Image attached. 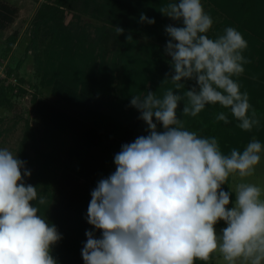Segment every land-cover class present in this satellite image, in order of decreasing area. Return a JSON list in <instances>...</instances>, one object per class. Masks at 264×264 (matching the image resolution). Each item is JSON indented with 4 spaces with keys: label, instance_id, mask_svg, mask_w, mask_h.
<instances>
[{
    "label": "clouds",
    "instance_id": "clouds-1",
    "mask_svg": "<svg viewBox=\"0 0 264 264\" xmlns=\"http://www.w3.org/2000/svg\"><path fill=\"white\" fill-rule=\"evenodd\" d=\"M160 12L180 24L165 27L171 72L161 83L170 80L176 91L131 97L147 135L123 144L115 172L91 191L86 219L101 236L85 232L84 264H196L214 253L225 264H264V188L243 179L255 174L264 145L252 139L226 155L217 138L187 130L177 114L181 102L183 115L191 117L218 104L240 129L259 126L248 92L234 79L251 63L243 55L248 42L233 27L210 38L213 19L201 0H171ZM139 19L156 22L144 13ZM187 81L194 83L181 93ZM216 120L230 123L226 112ZM25 164L0 148V264H58L52 248L62 235L38 214L34 202L44 205L47 198L25 182L31 176ZM234 174L242 179L233 195L223 186ZM221 221L226 227L218 233Z\"/></svg>",
    "mask_w": 264,
    "mask_h": 264
},
{
    "label": "trees",
    "instance_id": "trees-1",
    "mask_svg": "<svg viewBox=\"0 0 264 264\" xmlns=\"http://www.w3.org/2000/svg\"><path fill=\"white\" fill-rule=\"evenodd\" d=\"M88 0H44L37 8L31 27L34 44H40L39 37L48 39L49 45H55L60 42V38H67L70 31L66 28L64 23L65 11L67 9L82 10ZM217 6L229 18H234L238 23L256 25L259 27L251 28V35L248 39V48L244 50L243 55L251 60V63L245 64V71L239 77H234L241 85V91H247L249 94V102L255 109L257 117L260 120L258 127H254L251 131H244L237 127L238 121L231 116L228 109L222 108L220 105H206L195 117L184 116L182 113L183 102H181L178 109V116L184 121L185 128L189 131H195L202 137H215L221 151L224 154H229L231 149L235 148L242 151L245 142L250 141L253 137L260 142H264V42H261L260 47L255 43L259 38H264V0H213ZM165 0H103L102 5L105 6L107 14H104L103 6L99 7L100 15L105 16L110 22L106 28L102 30L100 38L97 43L101 52V67L99 72L108 69V63L104 60V53L106 48L112 43L114 52L110 62L113 61L116 69H119L121 75L119 76L120 84L118 86L119 95L116 102L109 106L106 111V116L111 117L117 124L123 125L126 123L127 128L131 129L133 125L139 128L140 131L137 136L147 135L146 124L139 119L140 113L134 107L125 108V103H129L133 95H144L146 91L151 90L157 95H162L168 88H175L169 80L167 83L161 84L166 76L162 74L165 70L164 62L156 68H152L151 62L155 57L151 56L149 50L152 48L140 47L126 40L129 35L126 31L118 35L116 26L124 29H129L131 22L138 21L140 26L139 31L143 33H150V38L157 41L167 42L168 36L165 32L166 22L163 19V14L160 9L164 7ZM211 14L215 10H210ZM12 10L7 4L0 2V28H3L9 21H11ZM144 13L148 18H154L155 24L149 25L140 22V14ZM136 23V22H135ZM244 24V25H245ZM232 20L227 21V27L234 26ZM240 33L243 31L240 28H235ZM243 35V32H242ZM243 37H245L243 35ZM42 41V40H41ZM87 41V37L83 38ZM54 49L52 50V52ZM51 52V53H52ZM123 58V59H121ZM121 59V60H120ZM47 61V60H46ZM48 63V62H47ZM51 66L53 63L50 64ZM112 65V62H111ZM62 66L63 74L61 79H58L54 73L50 75L48 72L44 74L49 75V82H54V90L57 94H68L69 97H75L77 86L74 82L68 80V76L75 73L77 66L74 64V70H69ZM54 68V67H53ZM159 69L157 75L154 74L156 69ZM68 71L71 73H68ZM193 81L185 82V88L180 92L186 91L191 87ZM12 88L4 84H0V104L8 101ZM20 93L25 90L19 88ZM92 94H83L76 97L77 103L82 105V111L85 113L94 114V117L102 115L101 108L103 102L108 105L103 98L91 96ZM94 95V94H93ZM127 101V102H125ZM75 103V102H72ZM70 103V104H72ZM32 104L35 113L41 117L45 127L50 130H63V128L72 126L77 120L73 118L70 111L60 108L44 99L32 97ZM219 112H226L229 115L230 123L225 124L223 121H217L216 116ZM88 118V117H87ZM99 122L96 118L92 122L87 123L80 119L77 124L81 129H84L82 135L89 139L96 135L97 127L95 125ZM125 125V126H126ZM114 126H117L114 124ZM158 129L162 127L158 125ZM135 137H132L130 143ZM100 140V138H99ZM91 147H83V159L78 168L72 173L66 172L63 174L62 183L57 185L52 190L50 202L48 205L50 211H44V218L49 223L57 227L58 232L62 235V239L53 246L52 255L58 261V264H84L81 250L86 243V231H93L95 236L99 238L101 232L94 229V227L87 223V208L91 200V191L97 186V183L102 178H107L110 174L115 172L116 165L114 163V156L110 149V143L103 145L100 142H90ZM121 150V146L117 145L110 150ZM232 175H230L228 182L223 186L225 191H229V184ZM234 195V193H233ZM234 199V196L232 197ZM46 214V215H45ZM219 222L217 226L223 224ZM216 253L208 262L196 261V264H214Z\"/></svg>",
    "mask_w": 264,
    "mask_h": 264
},
{
    "label": "rangeland",
    "instance_id": "rangeland-1",
    "mask_svg": "<svg viewBox=\"0 0 264 264\" xmlns=\"http://www.w3.org/2000/svg\"><path fill=\"white\" fill-rule=\"evenodd\" d=\"M43 1L0 0L13 11L11 21L0 28V84L12 88L8 93L10 94L8 101L0 104V148H8L13 154H17L19 159L26 161L25 167L30 170L31 176L26 177L25 182L37 186L38 197L43 195L47 198V203L44 205H40L38 201L34 202L40 210L38 214L44 217V211H50L49 195L57 183H62L64 173H72L78 168L83 159L82 154L86 151L82 150L83 147H86L87 144L88 148L91 147L90 142L92 141L100 142L103 145L110 143V146L108 145L110 150L115 145L119 148L123 144L130 143L132 137L136 138L140 127L136 128L133 125L131 129H128L126 123L117 124L114 119L106 116L109 106H112L118 99L121 72L116 69L113 61H111L112 65L109 61L112 52H114L112 43L104 53L108 69L98 71L101 67L102 56L97 40L100 38L102 30L110 24L106 15L98 13L99 7L103 6L101 3L103 0H88L82 10L67 9L64 23L70 31L69 36L61 37L60 42L55 45H49L48 39L40 36V44L36 46L31 27L33 16ZM165 1L164 7L171 2V0ZM201 3L205 12L213 19V26L207 33L210 38L223 34V30L227 28V21L231 20L235 25L229 27L243 30L246 41L251 35V28L259 30L256 25H250L249 28L245 23L244 25L235 21L234 18L227 17L213 0H201ZM102 10L105 11L104 14H107L105 6ZM210 10H215V13L211 14ZM163 19L167 25L180 26L179 22L173 21L165 15H163ZM137 22H131L129 29L123 28L132 36L130 42H137L133 44V47L136 45L152 47L149 50L151 56L155 57L151 62L152 68H156L160 62H164L165 70L162 74L168 75L171 72L170 57L164 51L167 42L151 39L150 33L139 31L140 26L137 25ZM115 27L116 25L112 28ZM85 36L87 41L84 42ZM261 42H264V38H259V41L255 43L260 47ZM51 63H53L52 66ZM74 64L77 69L71 78L70 75L68 76V80L77 86L75 97H69L68 94H57L54 90V82H49L50 77L44 74V68L45 72L50 75L54 73L58 79H61L63 74L61 67L65 66L64 68L67 69L69 66V70H74ZM68 73L70 72L68 71ZM158 73L159 69L157 68L154 74ZM19 88L25 91L20 93ZM83 94L101 97L108 104L105 105L103 102L101 108L103 113L100 117H94V114L89 115L85 113V110L82 111V105L77 103L76 97ZM33 95L70 111L77 121L71 127H65L63 130L49 131L41 117L34 111ZM130 107L129 103H125V108ZM94 118L99 120L95 125L97 133L89 139L82 135L84 129H81L77 122L83 119L90 123ZM252 139H256V137ZM250 141L245 142L244 147ZM261 144L264 145V142ZM110 150L108 152H112V154L120 151L116 148L113 151ZM241 179L238 174L232 175L229 188L233 190V193L235 185L241 182ZM243 179L264 188V153H262L261 162L256 167L255 174ZM224 227H226L225 223L217 226V232L219 233ZM214 264H225L219 253H216Z\"/></svg>",
    "mask_w": 264,
    "mask_h": 264
}]
</instances>
